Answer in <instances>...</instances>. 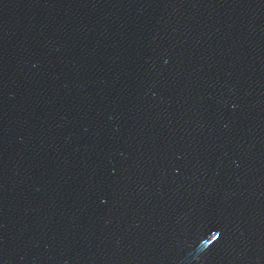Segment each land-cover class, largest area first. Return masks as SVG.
<instances>
[{
  "label": "water",
  "instance_id": "obj_1",
  "mask_svg": "<svg viewBox=\"0 0 264 264\" xmlns=\"http://www.w3.org/2000/svg\"><path fill=\"white\" fill-rule=\"evenodd\" d=\"M0 264H264V0H0Z\"/></svg>",
  "mask_w": 264,
  "mask_h": 264
}]
</instances>
